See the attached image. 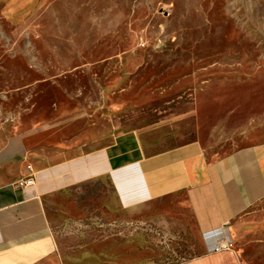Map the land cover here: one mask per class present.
Listing matches in <instances>:
<instances>
[{"label":"rangeland","instance_id":"374dc122","mask_svg":"<svg viewBox=\"0 0 264 264\" xmlns=\"http://www.w3.org/2000/svg\"><path fill=\"white\" fill-rule=\"evenodd\" d=\"M0 0V122L29 146L73 154L147 130L156 149L264 141V0H41L19 22ZM259 225L234 242L264 264ZM63 245L95 264H177L204 239L183 197L138 210L107 179L52 197Z\"/></svg>","mask_w":264,"mask_h":264},{"label":"crops","instance_id":"0c3cea01","mask_svg":"<svg viewBox=\"0 0 264 264\" xmlns=\"http://www.w3.org/2000/svg\"><path fill=\"white\" fill-rule=\"evenodd\" d=\"M41 0H6L19 22ZM35 150L0 122V264H95L91 254L67 249L52 226V197L107 179L120 206L138 210L183 197L204 239L199 256L177 264H243L235 241L259 225L264 203V141L211 152L201 139L156 149L147 130L118 135L108 145L63 155ZM36 184L14 183L29 175ZM255 224V225H254ZM221 243L230 249H220Z\"/></svg>","mask_w":264,"mask_h":264},{"label":"built area","instance_id":"2783aa9c","mask_svg":"<svg viewBox=\"0 0 264 264\" xmlns=\"http://www.w3.org/2000/svg\"><path fill=\"white\" fill-rule=\"evenodd\" d=\"M27 169L29 171V175L17 180L14 184L19 188H27L30 186H34L36 184V175L33 171L32 165H28ZM220 249H230V245L221 243Z\"/></svg>","mask_w":264,"mask_h":264}]
</instances>
